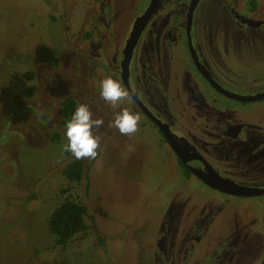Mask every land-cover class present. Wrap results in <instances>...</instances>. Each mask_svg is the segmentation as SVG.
<instances>
[{
  "label": "flooded vegetation",
  "instance_id": "af4514ba",
  "mask_svg": "<svg viewBox=\"0 0 264 264\" xmlns=\"http://www.w3.org/2000/svg\"><path fill=\"white\" fill-rule=\"evenodd\" d=\"M120 1L82 0L88 16L61 23L65 45L48 69L73 72L76 82L58 77L36 122L52 126L58 120L62 134L76 107L87 104L93 119L104 120L93 129L101 135L99 156L116 131L111 116L123 107L139 113L137 133L150 145L136 148L134 189L149 198L150 212H158L139 258L151 264H264V0ZM41 72L26 78L44 84ZM107 76L130 93L121 108L99 95ZM69 100L73 108L65 117L61 105ZM122 136V148L135 141V135ZM59 152L66 182L84 180L82 201L60 202L84 204L86 228L63 246L54 237L53 246L64 249L88 234L102 247L88 209V172L96 158L76 159L63 146ZM72 160L87 167L77 181L63 175ZM147 164L166 175L167 194L146 190L139 168Z\"/></svg>",
  "mask_w": 264,
  "mask_h": 264
},
{
  "label": "rangeland",
  "instance_id": "374dc122",
  "mask_svg": "<svg viewBox=\"0 0 264 264\" xmlns=\"http://www.w3.org/2000/svg\"><path fill=\"white\" fill-rule=\"evenodd\" d=\"M80 1L67 0L61 12V0H0V264H151L139 256L158 212H150L149 198L134 189L138 178L132 167L136 148L150 145L141 133L133 134L131 147L122 148L123 136L116 129L107 149L90 165L87 207L104 239L102 247L86 234L58 249L46 228L47 215L64 197L84 199V180L70 183L59 174V151L67 140L58 120L52 126L36 122L51 91L60 85L58 77L67 85L76 82L73 72L50 73L48 63L62 54L64 19L88 16L89 7H80ZM35 69L42 70L44 84L26 78ZM156 171L149 164L141 166L143 184L146 190L158 187L167 194L172 187L160 168Z\"/></svg>",
  "mask_w": 264,
  "mask_h": 264
},
{
  "label": "clouds",
  "instance_id": "9594fccd",
  "mask_svg": "<svg viewBox=\"0 0 264 264\" xmlns=\"http://www.w3.org/2000/svg\"><path fill=\"white\" fill-rule=\"evenodd\" d=\"M100 97L106 104L115 108L122 102L130 100L127 88L112 76H107L99 82ZM141 116L128 107H123L115 115L109 127L116 128L121 135L132 136L138 131ZM101 117L93 119V114L87 104H79L70 120L66 122L65 138L67 143L63 145V151L70 152L76 159H95L100 138L93 134V129L103 126Z\"/></svg>",
  "mask_w": 264,
  "mask_h": 264
},
{
  "label": "trees",
  "instance_id": "16d2710c",
  "mask_svg": "<svg viewBox=\"0 0 264 264\" xmlns=\"http://www.w3.org/2000/svg\"><path fill=\"white\" fill-rule=\"evenodd\" d=\"M30 77V74H26ZM73 103L71 100L65 101L61 105L62 113L65 117L71 115ZM57 136V135H56ZM83 163L79 160H72L63 170V175L69 179L77 181L81 178ZM86 210L84 204L72 198H65L62 202L57 204L46 218V225L48 231L55 237V243L63 246L75 236V234L82 232L86 228L84 221ZM102 237L97 236V241L102 243Z\"/></svg>",
  "mask_w": 264,
  "mask_h": 264
}]
</instances>
